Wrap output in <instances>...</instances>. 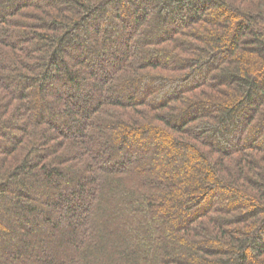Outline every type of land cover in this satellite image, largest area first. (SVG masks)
<instances>
[{"label": "trees", "instance_id": "16d2710c", "mask_svg": "<svg viewBox=\"0 0 264 264\" xmlns=\"http://www.w3.org/2000/svg\"><path fill=\"white\" fill-rule=\"evenodd\" d=\"M0 264H264V0H0Z\"/></svg>", "mask_w": 264, "mask_h": 264}]
</instances>
